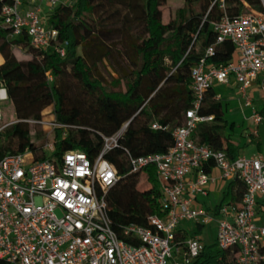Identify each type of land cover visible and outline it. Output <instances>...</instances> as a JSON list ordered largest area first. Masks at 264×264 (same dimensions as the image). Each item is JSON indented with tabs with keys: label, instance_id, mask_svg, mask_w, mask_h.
Here are the masks:
<instances>
[{
	"label": "built area",
	"instance_id": "2783aa9c",
	"mask_svg": "<svg viewBox=\"0 0 264 264\" xmlns=\"http://www.w3.org/2000/svg\"><path fill=\"white\" fill-rule=\"evenodd\" d=\"M56 3L10 0L0 11V30L6 31L8 39L27 36L30 46L39 51L55 47L65 58L68 43H58L59 31L42 16L44 4L54 7ZM216 3L226 10V0ZM245 8L234 18L225 14L214 23L217 40L207 49V56L214 54L217 45L230 41L236 59L222 67L202 60L193 68L197 101L187 112L186 123L174 130L173 148L166 154L142 157L127 152L134 173L148 179L146 169L156 170L165 215L150 216L146 226L128 225L120 234L112 229L107 199L120 178L106 155L117 147L127 124L114 136L103 137L96 157L82 151L54 157L57 131L66 137L70 127L44 114L40 120L8 122L11 102L0 78V264H168L173 249L180 257L176 264H192L205 242L200 237L178 241L177 230L183 221L203 227L216 221L218 247L233 252L235 264L264 262V215L257 214L260 199L264 203V155L232 160L225 152L193 139L199 124L213 121L212 116L199 115V109L204 95L216 84L234 79L245 106L251 108L250 91L257 84L264 101V11ZM46 78L53 82L49 74ZM216 100L221 96L216 95ZM252 118L256 125L262 123L257 109ZM18 123L31 128L33 143L43 142L44 159L38 160L32 150L14 155L2 150L5 132ZM152 129L163 127L154 123ZM208 163L220 170L222 181L240 180L246 185L241 202L224 205L218 219L197 205L198 197L208 196V185L214 181L211 173L203 171Z\"/></svg>",
	"mask_w": 264,
	"mask_h": 264
},
{
	"label": "trees",
	"instance_id": "16d2710c",
	"mask_svg": "<svg viewBox=\"0 0 264 264\" xmlns=\"http://www.w3.org/2000/svg\"><path fill=\"white\" fill-rule=\"evenodd\" d=\"M181 1L184 5L168 24L163 22L162 11L167 0H75L71 5H60L48 13L47 23L59 31V44L68 43L65 58L55 47L39 51L30 46L27 36L8 39L6 31L0 30V56L4 60L0 78L17 120H40L44 111L53 107L56 120L70 127L66 137L57 131L54 157L73 151L96 157L103 137L114 136L130 122L117 147L106 155L120 178L107 197L112 229L118 234L131 224L146 226L152 215H165L156 170L146 169L151 186L141 190L142 175L133 172L127 152L142 157L166 154L173 148L174 130L186 123V114L197 101L193 68L202 60L222 67L236 59L230 41L217 45L214 54L207 56V49L217 40L214 23L225 14L231 18L240 15L245 5L264 11L263 0H226L225 11L215 0ZM9 2L0 0V11ZM18 47L33 53L31 63L17 59L14 49ZM106 63L119 77L105 85L96 72ZM31 65L37 79L14 77L17 72L28 74ZM47 74L53 82H48ZM216 95L214 89L204 95L199 115L212 116L213 121L199 124L193 139L236 160L243 149L228 135L229 122ZM258 113L263 119L260 127L264 124V104ZM154 123L163 129H152ZM37 136L41 139V132ZM42 145L33 143L27 124L18 123L5 132L2 150L10 155L32 150L42 160ZM213 168L214 163H208L203 171L211 173ZM245 192L242 181H232L215 215L224 205L241 202ZM202 229L197 224L196 232L181 230L178 241L195 238ZM192 264H235L234 253L220 250L216 239L212 244L205 242Z\"/></svg>",
	"mask_w": 264,
	"mask_h": 264
},
{
	"label": "crops",
	"instance_id": "0c3cea01",
	"mask_svg": "<svg viewBox=\"0 0 264 264\" xmlns=\"http://www.w3.org/2000/svg\"><path fill=\"white\" fill-rule=\"evenodd\" d=\"M27 4L28 3H26V5ZM43 10H48L49 11L48 13H50L51 11L54 10V8L50 7L47 4H44ZM48 13L46 17H43L45 20H47L48 18L47 17ZM0 58H1V62H0V66H1L4 63V60L2 56H0ZM214 90L217 95L221 96L220 101L223 103L225 113H227V115L225 114L227 116L226 119L229 122V124H231L232 127L231 128L232 130L228 128L227 133L232 137L233 143L243 149L241 156L253 157L257 155H264V126L263 129H261V127H258V125L254 123V120L252 118L254 114V109L258 110L255 103L257 102V100L262 99L258 85L255 84L250 91V96H252L254 108L245 106L244 101L241 99L240 96L239 87L237 83L234 81V79H231L229 84H223V85L216 84ZM234 90H236V92ZM250 148L251 151L249 153H246ZM211 175L214 178V181L210 182V184L208 185L209 194L206 197L210 199L211 197H214L215 199H217V197H221V201H222L224 197V193L225 191H227L228 186L232 181L229 182L222 181L221 172L217 168L212 169ZM201 197L204 196L198 197L197 205L203 206L204 208L206 206L207 208L205 209L209 213L215 214V208L221 203V201L219 204L213 207L208 205V203L205 200H200ZM257 214L261 218L264 215L263 199H260ZM181 230L196 232L197 228H195V225H193L191 229L188 226L183 227L180 225L177 230V233ZM202 230L200 234H197L195 236L200 237L203 240V242H205V238L202 236Z\"/></svg>",
	"mask_w": 264,
	"mask_h": 264
},
{
	"label": "rangeland",
	"instance_id": "374dc122",
	"mask_svg": "<svg viewBox=\"0 0 264 264\" xmlns=\"http://www.w3.org/2000/svg\"><path fill=\"white\" fill-rule=\"evenodd\" d=\"M74 1L75 0H57V3L53 8L59 7L60 5H71L72 3H74ZM183 5L184 3L181 0H167L166 4L162 7L163 22L166 24L170 23L175 18L177 10L180 9ZM48 12H49L48 10H43L42 16L46 17ZM14 54L16 55L19 61H26V62L31 63L33 60V53H30L29 50L25 48L24 49L21 47L15 48ZM96 73L99 79L105 82L104 83L105 85L106 83H111L114 79H117L119 77L118 74L115 72L114 68L109 63H106L103 66H100L98 72ZM14 77H16L17 79H24V80H30V79L34 80L38 78L37 75L35 74V71L32 65H31L30 72L28 74L17 72L14 75ZM121 87L123 91L126 90V86L124 82ZM234 91L236 92V90ZM263 104H264L263 99L257 100V102L255 103L257 108H259ZM43 114L45 117L52 119V116L54 115L53 107L46 109ZM225 114L227 115V113ZM6 120L8 122H14L17 120V117L14 112V108L11 103H9L8 105ZM263 126L264 124L260 126L261 129H263ZM231 128H232L231 124H229V129L232 130ZM250 151H251V148L248 149L246 153H249ZM139 181H141L139 185V188L141 190L147 189L149 188V186H151V184L148 182V180H146V177L144 175L139 177ZM200 200H205L208 203V205L215 207L217 204L220 203L221 197H217V199H215L214 197H211V199L207 197H201ZM205 208L207 207L205 206ZM216 219H218V216H216ZM193 225H195V228H197V225L194 222L183 221L181 223V226L183 227L188 226L190 229L192 228ZM217 230H218V225L216 221H213L211 224L205 225L203 227L202 236L205 238L206 243L208 244L214 243L216 236H217ZM178 261H180V257H178V255L176 254V250L173 249V259H170L168 264H176V262Z\"/></svg>",
	"mask_w": 264,
	"mask_h": 264
},
{
	"label": "water",
	"instance_id": "95a60500",
	"mask_svg": "<svg viewBox=\"0 0 264 264\" xmlns=\"http://www.w3.org/2000/svg\"><path fill=\"white\" fill-rule=\"evenodd\" d=\"M129 125H130V122L124 127V132H126L127 131V129H128V127H129Z\"/></svg>",
	"mask_w": 264,
	"mask_h": 264
}]
</instances>
